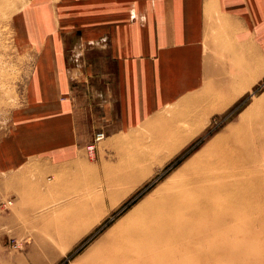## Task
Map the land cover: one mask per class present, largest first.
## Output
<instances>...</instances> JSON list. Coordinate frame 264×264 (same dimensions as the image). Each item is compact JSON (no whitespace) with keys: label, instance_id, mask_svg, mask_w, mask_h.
<instances>
[{"label":"crops","instance_id":"crops-1","mask_svg":"<svg viewBox=\"0 0 264 264\" xmlns=\"http://www.w3.org/2000/svg\"><path fill=\"white\" fill-rule=\"evenodd\" d=\"M0 13L26 70L0 135V235L40 185L94 170L165 109L176 150L229 118L217 136L264 146V0H0Z\"/></svg>","mask_w":264,"mask_h":264},{"label":"rangeland","instance_id":"rangeland-1","mask_svg":"<svg viewBox=\"0 0 264 264\" xmlns=\"http://www.w3.org/2000/svg\"><path fill=\"white\" fill-rule=\"evenodd\" d=\"M0 14L1 23L6 22V15ZM14 56L9 27L2 26L0 135L7 130L9 117L22 100L21 84L26 70L23 69L22 75H15L18 61ZM167 118L165 109L156 120L159 124L154 121L156 123L143 125L141 133L129 139L128 146L119 153L106 149L105 154L95 160L89 159L95 162L94 170L87 167L78 175L54 177V181L40 185L39 195L31 200L25 198L26 204L31 202L30 207L17 213L11 229L0 235V264H80L88 251L99 249L101 240L120 221L137 217L140 210L135 208L140 203L164 199L172 191L183 194L187 191L185 195L190 202L205 208L207 217L199 226L200 233L188 238L176 235L177 239L172 238L165 246H156L155 253H150L152 260L147 263H142V258L129 263L257 264L256 258L264 259L263 144L252 141L251 146H243L242 141L232 140L230 132L217 136L223 132L229 118L226 123L213 122L206 133L171 152L176 141L168 138ZM217 137L223 138L222 148L231 161L224 162L217 148L210 149L202 174H209L211 178L201 181V189L186 185L185 180L199 174L200 166H205L203 163L189 169L193 157L208 150ZM187 166L188 169H184ZM134 171L137 181L129 179ZM8 202L0 204L1 212L7 211ZM235 208L241 211L223 224L219 215ZM255 234L259 236L256 239ZM70 238L73 240L67 243ZM199 241H203L201 247L194 244Z\"/></svg>","mask_w":264,"mask_h":264},{"label":"bare ground","instance_id":"bare-ground-1","mask_svg":"<svg viewBox=\"0 0 264 264\" xmlns=\"http://www.w3.org/2000/svg\"><path fill=\"white\" fill-rule=\"evenodd\" d=\"M222 139L223 138L220 137L215 138L214 141L212 140L213 142L208 147V150L200 151L193 157L189 169L193 170L194 165H203V163H205V166H200L198 171L201 172H199V174L193 178L186 179V185H193L192 188L201 189V181L203 179L206 180L207 178H211L209 174H202L203 170L206 169L205 159L210 149L212 150L213 148H217L219 151L218 153L222 156L224 162L231 161L227 151L222 148ZM174 150L176 149H171V152ZM184 169H188V166ZM184 169H182L183 173L185 172ZM137 176V172L134 171L130 175L129 179L137 181ZM186 185H184V187ZM256 191L253 193L254 195L257 194ZM186 193L187 191H185V194ZM185 194H183L181 191H172L164 199L143 201L135 208L136 210H140L137 217L126 222L120 221L117 224L118 226L113 228V230L101 240L99 249L88 251L87 254L82 258L80 264H131L129 263L131 260H138L140 258H142L141 260L144 261L142 263H147V260H152L150 253H155L156 246H165L171 241L172 238L174 240L177 239L176 235L183 236V238H188L192 234L200 233L199 226L206 221L205 217H207L204 215L205 212L203 209L205 208L201 206V204L194 205L192 203L193 201L190 202ZM239 210L240 208H235L234 210H228L224 213H221L219 216L221 217L223 224L233 220L234 215ZM262 220V222H264V218H262ZM61 233L65 234L64 232ZM258 237L259 236L257 234L254 235L255 239ZM71 240L73 239H68L67 243L71 242ZM194 240L197 241V239ZM194 244H199V246H202L203 241H199ZM213 256L214 255H212V257ZM234 259H238V257ZM256 262L257 264L264 262L263 257L256 258Z\"/></svg>","mask_w":264,"mask_h":264},{"label":"built area","instance_id":"built-area-1","mask_svg":"<svg viewBox=\"0 0 264 264\" xmlns=\"http://www.w3.org/2000/svg\"><path fill=\"white\" fill-rule=\"evenodd\" d=\"M103 138H104V133H103V132H99V133H97V134L95 135L94 140H95V142H99V141H101ZM87 149H88L89 151H92L93 147H92V146H89ZM9 205H11V202H8V206H9Z\"/></svg>","mask_w":264,"mask_h":264}]
</instances>
